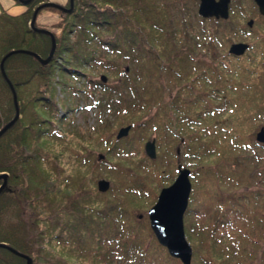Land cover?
<instances>
[{"label":"trees","instance_id":"trees-1","mask_svg":"<svg viewBox=\"0 0 264 264\" xmlns=\"http://www.w3.org/2000/svg\"><path fill=\"white\" fill-rule=\"evenodd\" d=\"M45 3L33 0L15 17L0 14V62L22 50L43 60L49 56L50 37L29 26L33 9ZM157 3L73 0L72 11L60 15L57 25L62 30L58 37L53 34L55 50L47 65L19 53L4 61L22 117L0 136V175H7L0 192V245L7 248L0 246V264H26L24 257L31 264H74L68 259L72 255L83 264H181L158 245L148 221L138 220V213L156 202L165 180L176 175L174 164L181 157L166 144L167 139L182 149L191 168L184 232L191 242L192 264H264V188L249 187L255 176L264 182V167L238 173L230 152L213 140L206 125L226 111L241 110L246 101L228 98L227 93L242 87L254 89V85L241 83L242 79H237L238 86L222 82V58L227 55L206 62L197 57L201 40L212 34L201 28L204 37L200 39L189 19L178 28L169 20L164 1ZM208 21L216 30L221 27L214 19ZM97 67L115 73L120 81L111 85L91 80L84 70ZM77 76L86 79L88 98L100 90V99H93L95 107L114 116L117 127L131 129L129 137L116 140L104 121L95 132L106 153L115 158L107 162L114 179L106 194L87 188L97 164L88 175L78 172L60 177L64 172L58 168L60 158L44 148L45 136L59 134L52 122L62 120L52 107L56 86L64 85L59 79ZM0 83L10 95V105L0 109L2 130L14 118L15 108L2 75ZM34 83V92L23 102L20 91ZM262 87L255 88L259 95H264ZM255 100L253 110L263 112V97ZM25 112L31 121L25 120ZM149 135L154 136L155 147L174 152L164 166L144 154L143 142ZM240 143L244 146L243 139ZM245 144L254 151L250 142ZM69 150L67 166L74 161L81 166L87 160L77 148ZM248 156L264 159V155ZM50 158L56 178L38 166ZM242 178L246 191L239 190ZM229 186L235 191L224 189Z\"/></svg>","mask_w":264,"mask_h":264},{"label":"rangeland","instance_id":"rangeland-1","mask_svg":"<svg viewBox=\"0 0 264 264\" xmlns=\"http://www.w3.org/2000/svg\"><path fill=\"white\" fill-rule=\"evenodd\" d=\"M47 1H48L47 3L57 4L58 6H61L64 9L65 6L66 8H68L69 5V0H47ZM157 2H159L157 3L158 5L163 4L164 6H166L169 20H172V22L174 21L175 23H177L178 28L183 27L181 25L182 20L189 19L192 27L194 28L195 35L200 36L201 28H204V30H206L209 34H212L210 38L213 40V46H209L206 40H201L202 45L197 50L198 53L197 57H199L203 62H206L207 60H213V57L215 59L221 54L223 56L227 55L228 48L232 43H237V42L248 43L250 41H254L253 45L255 44V46H252L253 48L250 49L248 54H245L241 58L236 59L228 55L227 57L226 56L223 57L222 58L223 69L221 70V72L223 73L222 77L224 79L222 82H228L231 85H237L236 84L237 79H242V81L239 80L241 83L242 82L246 83V85L252 83L254 85L253 86L254 89H248L247 87H242L239 88L237 91H235L233 94L227 93L228 98L232 97L237 100L239 99L246 100L244 104L241 103V107H240L241 110L238 112L226 111L225 113H222L219 117H217L215 120L211 119V121H207L206 125L209 128L208 133H210L214 137L213 140L216 143H221L228 149L232 157L229 158L230 162L235 163L234 167L238 171V173L243 174L246 172L247 174L253 171L254 169H257L259 167H264L263 165L264 159H258V158H254V156L251 157L248 156L249 154L250 155L253 154L255 156L264 155V149H257L255 146V144H258V142L256 141V135L259 133L261 129H264V125H263L264 110L261 113L257 110H253L254 109L253 103L254 101H256L255 100L256 98L258 99L263 97V100L260 102L261 104H264V95L263 94L259 95L255 89L259 86L264 87V80H263L264 68H262L263 78L262 77L258 78L260 82L256 81L257 80L256 74H258L256 73V71L259 68L258 64L262 63L259 61V59L264 61V18H262V16L258 13L256 8H253V6L247 3L250 2V0H231L230 5L232 6V8L229 13V18L227 20H222V19L216 20L217 22H219V25L221 26L218 30H216L215 28L210 26L209 23L208 24L206 23V21L209 22L208 21L209 19H203L198 15L197 13L198 2L196 0H157ZM40 5L42 4H39L38 6ZM27 6L26 7L22 6L19 2L15 0H0V14L2 12H5L9 16H13V17L19 16L26 11ZM38 6H36L33 9V12ZM54 9H50V10L48 8L41 9L36 17L34 23L36 27L34 26V28L38 30L47 31L50 34L52 35L54 34L56 37H58L62 29L61 26L59 27L57 24L60 18L62 17L60 16L61 13L64 14V12L56 8ZM200 19L204 20L205 23H202ZM251 20H253L254 23L250 28L247 26V23ZM222 29L225 30L224 33ZM186 31L188 32L189 30L186 29ZM251 33L253 35H251ZM203 35L200 36V39L204 37ZM182 38L183 37H180L181 41L184 42ZM41 60L43 59L41 58ZM3 70H4V63H3ZM84 71L86 72V74H88V76H90L91 80H95L97 82H100L101 84L114 85L115 83L120 81V78L117 77L115 73H112L107 69H102V67L101 68L97 67L95 69L89 68V69H85ZM79 77L80 76H77L76 79L75 78L59 79L60 81L64 82L63 83L64 85L56 86L55 99L54 102L52 103L53 105L52 107L53 110L56 111L57 118L62 119L61 122H58V120H56L55 118L52 120L54 126L56 127V132L57 131L59 132L58 134L59 137L53 136L52 138L50 137V135L45 136L44 139L46 144H44V148L47 151H49L51 154L57 155L60 158L58 161L59 162L58 168L59 169L62 168L64 170V172L60 174V177L78 172L84 175H88L91 170V166L93 164L94 165L97 164L94 170V177L88 181L87 188L91 187L94 191L98 192L97 182L100 180L108 181L111 186V180L114 178L111 168L109 167L107 162H114L115 160V158L111 154L106 153L103 146L100 145V140L97 139L96 133H98L97 130L100 128V122L102 123L104 121H107V123L110 124L111 129L114 130L113 134H115L114 135L115 139L119 129L124 128L126 126L117 127V122L114 116L107 114L106 112H104V110H100L99 108L94 106L93 101L100 99L101 97L100 90H95L93 92L92 95L94 100L88 98L86 94V91H88V89L84 85L86 79L84 77H81V79H79ZM101 77H104L106 79L105 83L101 82ZM67 86L77 90V93L74 92L73 89H70ZM34 89H35V83L26 88L23 87V89L20 91L23 102L28 100L29 94L32 91L34 92ZM9 96L10 95L5 91L3 85H1L0 83V109L1 108L5 109L6 107H8V105H10ZM17 104L19 105L18 102ZM27 109L29 110L28 105H27ZM29 115H30L29 112H25L24 118L27 122L31 121ZM21 117L22 115H20L19 118ZM46 129H49L47 125H46ZM129 135H130V131L126 137H129ZM240 136H242V138H240ZM242 139L244 141V146L241 145L240 143ZM151 140L155 141L153 135H149V138L145 140L143 144L145 145L146 142ZM249 142L251 143L252 149L254 151L247 148L245 143L249 144ZM166 144L172 146L174 150L176 149L177 155H179V157L181 158L179 159V162L177 164H174L176 169V175L174 179L165 180V186L163 188L170 186L174 182L177 176L178 166H181V168H187L188 170L191 169L188 166H186L187 161L185 156L182 154V149L178 147L175 148L174 142H172L170 139L166 140ZM71 147L77 148V150H79V154L85 155L87 157V160L84 163H82L81 166L78 161L76 162L74 161L72 165L69 164L67 166L71 157V152L69 150ZM155 149H156V157L154 160L158 161L159 166H164L166 161L172 160L171 156L174 157L173 156L174 152L167 153L157 147H155ZM99 155H102L104 159L98 161L97 158ZM38 166L45 172V174L48 177L56 178L57 174L55 171H53L52 158H50L48 162H43V161L40 162ZM259 178L260 176L253 177V179L251 180L252 182L249 186L251 189L264 188L263 185L264 182L262 181L259 182L258 181ZM242 180H243V184L240 186L241 189L239 188V190L246 191L247 184L244 181L245 179L242 178ZM190 181L192 184L191 178ZM65 186L67 188L71 187L69 183H66ZM224 189L227 191H235L234 189L231 188V186L225 187ZM160 190L158 191V194ZM106 193H100V194H106ZM154 204L155 203H153V205ZM150 208H148L145 211L139 212L138 220L148 221L147 211ZM139 216H141V218H139ZM4 221L5 223L8 224V215L4 217ZM151 234L153 235L152 232ZM153 238L155 239L154 235ZM185 238L189 243V245L191 246V242L186 234H185ZM52 245L55 247L54 244ZM55 249L61 253L64 252L61 251L59 247L58 248L55 247ZM70 257L71 258L68 259L72 261V263L74 264H81L83 262L81 259L75 257V255H72ZM191 264H192V260H191Z\"/></svg>","mask_w":264,"mask_h":264},{"label":"water","instance_id":"water-1","mask_svg":"<svg viewBox=\"0 0 264 264\" xmlns=\"http://www.w3.org/2000/svg\"><path fill=\"white\" fill-rule=\"evenodd\" d=\"M19 2L22 6H27L31 0H15ZM199 1L198 15L203 19L215 18L227 20L229 18V3L231 0H197ZM260 13L264 16V0H252ZM45 8H56L64 13H70L73 8V0H69V9H64L61 6L53 3H45L38 6L32 15V19L29 26L33 28L36 32H41L50 36L52 47L50 54L46 60H41V58L28 51H14L7 54L0 63V71L3 79L7 83L11 93L13 105L15 108V116L1 131L0 136H2L20 117L17 98L15 91L11 83L6 78L5 72L3 70L4 60L14 53H21L35 57L40 61L42 65H47L53 56L55 50V40L52 34L44 30H38L34 28V23L38 12ZM253 21H249L247 26L251 28ZM248 46L242 43L232 44L228 50V54L234 57L242 56ZM127 71V70H126ZM101 82L105 83L106 79L101 77ZM130 131V126L120 128L116 139L120 140L125 138ZM256 141L260 144H264V129H261L256 135ZM144 153L150 160H154L156 157L155 141L151 140L145 143ZM98 161L103 160L102 155L98 156ZM190 170L187 168L177 167V176L174 182L166 187L162 188L157 196L155 204L147 211V218L151 232L153 233L157 243L166 249L168 255L171 258L177 259L181 264H191L192 260V248L185 238L184 232V215L188 207L189 197L191 194L192 184L190 181ZM6 174L0 175V180L3 184L0 186V192L6 184ZM110 183L106 180H100L97 182V189L99 193H106L109 190ZM141 218V216H139ZM1 247H6L5 245H0ZM7 248V247H6ZM15 255L21 256L16 251L9 249ZM26 264H31V259L24 257Z\"/></svg>","mask_w":264,"mask_h":264},{"label":"flooded vegetation","instance_id":"flooded-vegetation-1","mask_svg":"<svg viewBox=\"0 0 264 264\" xmlns=\"http://www.w3.org/2000/svg\"><path fill=\"white\" fill-rule=\"evenodd\" d=\"M33 0H31L30 2H32ZM197 1V0H196ZM48 2V1H47ZM198 2V5H199V1H197ZM249 5H251V6H253V8H256L257 9V11H258V8H257V6H256V4L252 1V0H250V2H247ZM231 4V1H230V3H229V13H230V11H231V8H232V6L230 5ZM68 8H69V5H68ZM68 8H66V6H65V9H68ZM258 13H259V11H258ZM260 14V13H259ZM262 16V15H261ZM262 18H264V16H262ZM210 19H215V18H209V20ZM215 20H219V19H215ZM251 21H253V20H251ZM253 23H254V21H253ZM251 35H253L252 33H251ZM254 39V38H253ZM206 41H207V44H209V46H213V40L210 38V37H207L206 39H205ZM237 43H242V42H237ZM253 43H254V41H250V42H248V43H242V44H245V45H247L248 46V49L245 51V53L242 55V56H244L245 54H248V52L250 51V49H252L253 47L252 46H255V44L253 45ZM232 44H236V43H232ZM232 44H230V46L232 45ZM230 46H229V48H230ZM229 48H228V50H229ZM227 55L228 56H230V57H234V56H232V55H229L228 54V51H227ZM242 56H240V57H234V58H236V59H239V58H241ZM259 61L260 62H262V63H260V64H258V66H259V68H258V70L256 71V73H258V74H256L257 75V80L256 81H258V82H260V80H258V78H260V77H262V72H263V70H262V68H264V61H262L261 59H259ZM253 71H254V69H253ZM260 74V75H259ZM263 78V77H262ZM264 80V79H263ZM246 101V100H245ZM264 125V124H263ZM264 144H255V146H256V148L257 149H261V146H263Z\"/></svg>","mask_w":264,"mask_h":264}]
</instances>
